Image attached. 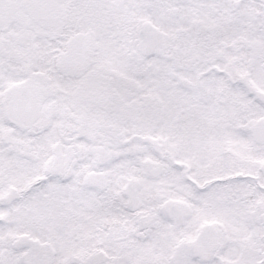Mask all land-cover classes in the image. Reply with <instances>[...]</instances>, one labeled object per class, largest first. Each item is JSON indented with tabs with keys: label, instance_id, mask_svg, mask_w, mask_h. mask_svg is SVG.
<instances>
[{
	"label": "snow or ice",
	"instance_id": "6c2138e0",
	"mask_svg": "<svg viewBox=\"0 0 264 264\" xmlns=\"http://www.w3.org/2000/svg\"><path fill=\"white\" fill-rule=\"evenodd\" d=\"M0 264H264V0H0Z\"/></svg>",
	"mask_w": 264,
	"mask_h": 264
}]
</instances>
